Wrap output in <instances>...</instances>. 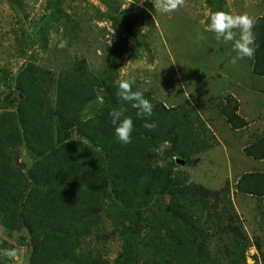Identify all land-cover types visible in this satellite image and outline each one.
<instances>
[{
  "label": "trees",
  "instance_id": "1",
  "mask_svg": "<svg viewBox=\"0 0 264 264\" xmlns=\"http://www.w3.org/2000/svg\"><path fill=\"white\" fill-rule=\"evenodd\" d=\"M100 1L111 10L112 4L117 6ZM206 3L220 10L224 0ZM112 20L119 32V18ZM253 32L251 73L264 78V12ZM126 53L125 38L113 44L100 75L85 59L57 75L27 63L12 82L0 69V83L17 97H9L0 113V225L8 235L26 232L27 264H225L213 256L215 248L228 264L244 262L250 239L230 188L212 191L175 170L174 157L190 164L211 143L200 113L189 101L167 107L133 85V91L143 92L153 104L150 118H138L136 110L116 96V73ZM239 107L232 95L217 104L218 115L232 130L248 126ZM120 108L133 120L127 145L117 142L109 118L110 111ZM146 122L155 123V129H146ZM15 145L33 156L29 168L13 164L8 149ZM242 154L264 161V132L254 133ZM233 195L264 198V172L241 174ZM109 235L120 243L111 260L101 251ZM225 236L228 245L222 251ZM5 248L14 249L0 239V249ZM0 264L10 263L0 257Z\"/></svg>",
  "mask_w": 264,
  "mask_h": 264
},
{
  "label": "rangeland",
  "instance_id": "2",
  "mask_svg": "<svg viewBox=\"0 0 264 264\" xmlns=\"http://www.w3.org/2000/svg\"><path fill=\"white\" fill-rule=\"evenodd\" d=\"M108 1L117 3V6L112 4L114 10L100 0H18V5L0 0V69L6 71L12 82L27 63L57 75L74 61L85 59L90 70L100 75L108 49L125 38L127 53L119 64L117 79L133 81V85L167 107L189 101L197 109L207 126L206 135L211 143L207 150L194 155L190 164L174 157L175 161L180 159L184 163L177 164L175 170L212 191L225 186L230 188L234 208L250 239L243 253L245 261L239 264H262L264 203L253 197L233 195L237 178L260 167L242 154L241 147L247 144V139L238 138L237 134L247 128L238 129L239 132L230 129L218 115L217 104L226 95H232L239 102L240 115L254 122L250 131L263 133L264 78L251 73L252 58L232 63L236 53L231 43L217 42L214 34L206 31V23L202 21H207L209 10L217 11L206 0H185V5L171 14L155 11L150 0L143 3L141 0ZM57 8L63 12H58ZM220 10L247 13L255 21L264 12V0H224ZM123 15L137 19L133 28L137 33L135 38H131L122 25L119 32L114 28L112 19L120 20ZM53 32L55 40L50 38ZM60 39L67 40V47H57ZM51 88L49 97L52 99L54 87ZM9 97L16 101L13 89L0 83V113ZM256 97L258 105L253 102ZM164 150L165 146L160 153ZM8 151L15 166L27 169L33 163V156L23 145H15ZM0 239L17 251L14 259H8L10 264L28 263L26 232L8 235L0 225ZM223 241L222 251L228 245L226 236ZM119 244L116 236L109 235L101 251L111 260L116 257ZM217 249H213V256L228 264L223 252L215 253Z\"/></svg>",
  "mask_w": 264,
  "mask_h": 264
},
{
  "label": "clouds",
  "instance_id": "3",
  "mask_svg": "<svg viewBox=\"0 0 264 264\" xmlns=\"http://www.w3.org/2000/svg\"><path fill=\"white\" fill-rule=\"evenodd\" d=\"M154 5L155 11L161 14H171L178 11L185 5V0H150ZM143 3V0H141ZM206 31L214 34L217 42L224 44L231 43L232 50L236 55L232 58V63L245 58H252L255 53V34L253 28L254 18L247 13L234 14L222 10L211 11L207 16ZM50 38L57 39L56 34L50 33ZM202 38V37H201ZM67 40L60 39L57 47H67ZM122 70V69H121ZM116 96L124 103L131 105L136 110V116L147 120L153 114V104L144 97L143 92L133 91V81L128 79H118L116 82ZM125 108L113 109L109 113L111 124L114 126V136L117 142L127 145L132 142L133 120L130 116H125ZM148 130H154L155 123L144 124ZM17 256L15 249H0V257L14 259Z\"/></svg>",
  "mask_w": 264,
  "mask_h": 264
},
{
  "label": "crops",
  "instance_id": "4",
  "mask_svg": "<svg viewBox=\"0 0 264 264\" xmlns=\"http://www.w3.org/2000/svg\"><path fill=\"white\" fill-rule=\"evenodd\" d=\"M257 98L258 97H256V99L254 100L253 99V102H254V104L255 105H258V100H257ZM241 110V107H239V111ZM240 114V113H239ZM244 118V117H243ZM244 119H246V118H244ZM248 121V120H247ZM250 121H248V126H246V127H244L243 128V130L244 129H246L247 128V131H244L243 133H238L237 134V136H238V138L239 137H245L246 139H247V144H245L244 146H242L241 147V151H242V149L245 147V146H247L249 143H250V141L251 140H249L250 138H251V136L255 133V131H250V127L254 124V122L253 123H251V125H250ZM253 128V127H252ZM255 130H258V128H254ZM235 131H238V130H235ZM239 132V131H238ZM243 156V155H242ZM244 158H246V157H244ZM247 159V158H246ZM254 162H257L258 164H259V170L258 171H261V172H264V161H254ZM260 203H264V198H261V199H257ZM263 205H261V207H262ZM264 207V206H263Z\"/></svg>",
  "mask_w": 264,
  "mask_h": 264
},
{
  "label": "water",
  "instance_id": "5",
  "mask_svg": "<svg viewBox=\"0 0 264 264\" xmlns=\"http://www.w3.org/2000/svg\"><path fill=\"white\" fill-rule=\"evenodd\" d=\"M120 24L123 26L124 30L131 38H135L137 36V33L133 29L137 25V19L135 17L123 15L120 18ZM176 163L179 165L184 164L183 161L180 159H178ZM167 202H168V199H167ZM22 243L24 244V241H22Z\"/></svg>",
  "mask_w": 264,
  "mask_h": 264
}]
</instances>
